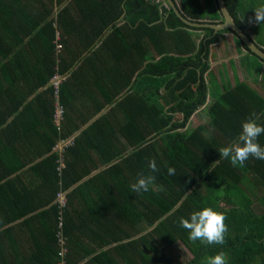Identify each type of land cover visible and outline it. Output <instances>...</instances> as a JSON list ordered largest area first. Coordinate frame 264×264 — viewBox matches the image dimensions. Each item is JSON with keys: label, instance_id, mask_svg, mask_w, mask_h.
I'll return each mask as SVG.
<instances>
[{"label": "trees", "instance_id": "16d2710c", "mask_svg": "<svg viewBox=\"0 0 264 264\" xmlns=\"http://www.w3.org/2000/svg\"><path fill=\"white\" fill-rule=\"evenodd\" d=\"M174 1L195 22L222 19L216 0ZM224 3L264 50V23L247 19L264 0ZM165 4L0 0V133L38 103L48 109L44 124L31 122L34 146L18 157L22 170L36 171L38 185L20 190L12 178L20 171L7 166L2 173L10 159L0 142V264H207L220 252L227 264H264V161L250 157L233 166L218 151L236 139L242 121L254 116L264 125V96L237 74L233 83L225 72L216 82L209 56L224 32L232 33L247 52L241 60L261 74L263 86L264 60L231 29L187 25ZM12 17L17 21L6 24ZM39 50L44 56L36 60ZM57 74L63 77L58 94L51 83ZM209 98V119L188 128ZM18 110L9 127L1 126L5 114ZM258 143L264 147V134ZM140 175L155 181L136 193L130 185ZM13 196L40 205L12 206L6 198ZM204 207L226 216L223 245L191 242L180 226L181 217ZM178 244L185 259L172 250Z\"/></svg>", "mask_w": 264, "mask_h": 264}, {"label": "clouds", "instance_id": "9594fccd", "mask_svg": "<svg viewBox=\"0 0 264 264\" xmlns=\"http://www.w3.org/2000/svg\"><path fill=\"white\" fill-rule=\"evenodd\" d=\"M166 4L168 6V3ZM247 19L250 24L264 23V5L256 7L253 15ZM261 134H264V125L258 123L254 116L242 121L241 131L236 139L218 150L220 159L230 160L233 166H243L250 157L264 161V147L258 143ZM148 167L152 173L158 171L155 159L149 160ZM167 171L169 175H176L174 168L169 167ZM154 181V175H140L130 188L136 193L147 192ZM225 220L226 216L223 213L211 207H204L193 211L189 218L181 217L179 224L187 230L191 242H200L206 246L223 245L228 232ZM207 264H227V258L223 252H220L208 257Z\"/></svg>", "mask_w": 264, "mask_h": 264}, {"label": "crops", "instance_id": "0c3cea01", "mask_svg": "<svg viewBox=\"0 0 264 264\" xmlns=\"http://www.w3.org/2000/svg\"><path fill=\"white\" fill-rule=\"evenodd\" d=\"M5 18H7V16ZM0 21H3V20L0 19ZM16 21H17V19L12 17L11 20L6 19L5 23L6 24H11V23L14 24ZM32 38H33L32 36L26 37V39L24 40V43L29 44V41ZM26 47H28V45ZM214 48H215V46H214ZM238 51H237L238 53L235 56H237L238 59L241 60V57L245 53L243 52L244 50H242V51L240 50V47L238 48ZM41 55L44 56V53L39 50L38 53H36V56L34 57V59L38 60L37 57L41 56ZM213 56H214V53H213V48H212V50L210 49V57H209L210 61H211V59H213L212 58ZM218 56H219L218 60L220 61L221 54H219ZM218 60L213 59V62L211 61V65L216 66V68H215L217 71L216 76L218 77V79L216 78V82H219L221 84V78L225 72L229 75L230 82L233 83L235 72L232 70L231 64H233V65L235 64V61H234L235 59L231 58L228 60V67L231 70L229 72H228L227 68L226 69L224 68V65H222V66H220L221 64L218 65V63H219ZM245 68H246V66H245ZM41 75L44 76L45 74L41 73ZM236 76L239 78L238 75H236ZM1 102H3V101H1V99H0V107H2V105H4ZM12 105L13 104L10 103V105H5V107H10ZM106 109H107L106 107L99 109L98 113H96L95 116H93L91 119H89V121L86 124H84L76 133H78L80 130H82L84 127H86L98 115L105 112ZM89 111H90V108H88V113H89ZM47 113H48V109L45 110L43 104L38 103L37 106H34L28 114L26 113L23 116H21L20 119L17 120L18 124L13 126L12 129H9L6 133H3V134L0 133V142L3 141L4 144H6L5 150H4V155H5L4 160L10 159V164L7 162L3 164L2 173L9 172L10 169L7 168V166L13 167V170L11 171L12 174H15V173L20 171L19 173H17V175L16 174L12 175L13 176L12 178L14 179L15 187H17L20 190H24L25 185H28V186H32L34 184L38 185L39 180H38V176L36 175V171L27 169L28 167L25 170H22L25 166V163L20 164L18 162V157L21 156L26 151V150L24 151L23 149H27V148L29 149V148H32L34 146V143H35V139L33 137L34 135H33L32 131L30 133L31 122H35L36 124H40V125L44 124V118L47 117ZM18 115H19V110L16 112H13V113L5 114L6 121H4L1 126L6 125L9 127V125L12 124L16 120ZM29 116H32V118L34 120H31V118ZM1 119H3L2 114H0V120ZM56 148H58V146ZM49 155H50L49 151L43 152V154H42L43 157H46ZM39 159H40V157L37 160H39ZM1 164H2V162L0 163V168L2 167ZM103 167L104 166H102L100 169H102ZM18 176H20L21 178H19ZM25 197L13 196L11 198H6V199L8 200V203H10L12 206H14L15 203L21 204V205H23V204H25V205L29 204L30 205L33 202L37 206L40 205L38 199L34 200L32 202H27V200H24ZM16 200H20V201L15 202ZM95 200L98 201L97 198H95ZM79 203H82V204H79L80 207L86 206V203H83V200L80 201ZM39 208H42V207H39ZM88 208H89V203H88ZM0 212H2V211H0Z\"/></svg>", "mask_w": 264, "mask_h": 264}, {"label": "rangeland", "instance_id": "374dc122", "mask_svg": "<svg viewBox=\"0 0 264 264\" xmlns=\"http://www.w3.org/2000/svg\"><path fill=\"white\" fill-rule=\"evenodd\" d=\"M248 32H250L249 30H247ZM233 34L230 32H224L222 38L215 43L212 47L211 50L213 48V53L214 56L212 57L215 60L219 59V54H221V58L220 61L218 63V65L222 66L224 65V67H226L228 69V72L231 71L228 67V60L229 59H235V74H237L239 76L240 79H247V81L252 85V87L254 89H256L261 95L264 96V86L261 83V74H255L253 71L251 72V66L248 68H245L244 65V60H239L237 56H235L239 51L238 48L240 47V50H244L243 52L247 54L246 50L242 47V45H236L235 40L233 39ZM215 46V48H214ZM238 51V52H237ZM210 57V56H209ZM249 58L252 60V58L249 56ZM213 59H211V61L213 62ZM210 61V59H209ZM211 61H210V66L212 68H216V66L211 65ZM216 70V69H215ZM256 78V79H254ZM256 80V81H254ZM52 83V80H51ZM210 98L208 99V101L200 106L195 112L194 114L191 116L190 121L188 123V128L191 127V123L193 125H196L198 123H203L206 122L209 119V115L207 113V105L209 103ZM179 247H173L172 250L175 251V253L181 257V259H185L186 254L184 248L178 244Z\"/></svg>", "mask_w": 264, "mask_h": 264}, {"label": "water", "instance_id": "95a60500", "mask_svg": "<svg viewBox=\"0 0 264 264\" xmlns=\"http://www.w3.org/2000/svg\"><path fill=\"white\" fill-rule=\"evenodd\" d=\"M166 2L173 9L175 14L187 25L210 27L214 31L231 29L238 36V38H240L242 43H244L250 49V51H252L256 55H258L262 60H264V50L256 43H254V41L247 35V33L235 23L232 15L228 11L224 3V0H216L222 19L215 23L195 22L193 20H190L189 18L182 15L174 0H166ZM225 21H228V23H225Z\"/></svg>", "mask_w": 264, "mask_h": 264}, {"label": "built area", "instance_id": "2783aa9c", "mask_svg": "<svg viewBox=\"0 0 264 264\" xmlns=\"http://www.w3.org/2000/svg\"><path fill=\"white\" fill-rule=\"evenodd\" d=\"M165 6L167 7V4H165ZM58 46L61 47L60 44ZM62 79H63V77L60 74H57V75H55L52 78V83L55 85L56 93L57 94H58L59 86H60V83H61ZM62 114H63V108L59 104H57V112H56V118H57V120H59L62 117ZM68 140H70V138H68ZM66 142H67V140L63 141L62 144L60 145V149L61 150H64L63 149V145ZM58 201H61L63 204H65V196H64L63 193H60L59 194Z\"/></svg>", "mask_w": 264, "mask_h": 264}]
</instances>
